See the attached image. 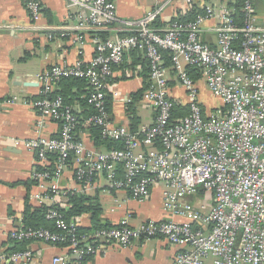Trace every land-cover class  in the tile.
I'll return each instance as SVG.
<instances>
[{"label": "built area", "instance_id": "obj_1", "mask_svg": "<svg viewBox=\"0 0 264 264\" xmlns=\"http://www.w3.org/2000/svg\"><path fill=\"white\" fill-rule=\"evenodd\" d=\"M77 9L78 28L94 32L96 55L90 63L55 64L36 76L43 84L42 98L31 103L45 119L60 123V136L38 135L14 140V144L38 154L48 165L56 153L55 171L37 175L43 180L58 177L71 158L78 166L83 190L104 174L111 188L125 190L139 201L150 198L155 183L165 185V219L150 218L132 227L103 228L92 234L75 235L59 209L50 207L47 218L56 230L26 228L12 230L11 239L68 242L67 254L52 258V264H85L87 257L116 243L126 247L134 240L164 236L182 247L173 264H264V0H244L243 20H237L228 4L204 6L194 20H172L166 26L156 21L168 0L136 19H123L114 0H65ZM33 20L42 16L41 0H25ZM188 5L193 0H185ZM218 17L217 44L202 37L210 17ZM111 32L102 38L100 32ZM84 36H81V39ZM130 50L141 51L149 61V85L142 102L155 112L154 122L134 132L110 119L108 100L118 99L113 77ZM164 51L170 53L167 65ZM196 69L208 91L223 104L205 108L200 87L190 72ZM175 75L186 101L173 96L170 80ZM64 78H80L88 84V103L94 108L88 120L101 128L103 138L120 140L123 148L98 149L75 133L77 116L61 96L52 95ZM130 101L129 98L126 100ZM29 102V101H27ZM187 105L190 113L180 116L176 106ZM53 186V192L57 191ZM209 197L199 204L191 196L200 192ZM178 218V219H177ZM68 234L71 235L68 238ZM31 250L2 253L0 264L32 260Z\"/></svg>", "mask_w": 264, "mask_h": 264}, {"label": "crops", "instance_id": "obj_2", "mask_svg": "<svg viewBox=\"0 0 264 264\" xmlns=\"http://www.w3.org/2000/svg\"><path fill=\"white\" fill-rule=\"evenodd\" d=\"M41 1L42 16L39 20H33L25 0H0V255L15 247L9 234L23 225L27 205H58L67 209L71 207L70 192L96 197L102 207L101 220L113 226H121L126 220L130 226L135 227L150 218L165 219L168 216L163 210L165 185L162 182L152 186L150 198L145 201L134 199L128 191L111 188L104 174L96 176L94 185L85 191L83 183L78 179V166L72 158L60 176L43 180L37 174L47 168L55 171L57 159L43 165L35 151L14 144L16 139L26 140L41 134L60 136L61 126L58 121L47 118L44 126L39 125L42 116L31 103L43 97V84L37 82L36 76L55 64L73 65L80 60L90 63L96 55L95 44L90 41L94 32L78 28L80 20L76 8L69 6L65 0ZM114 1L121 18L136 19L168 0ZM193 1L192 5H188L185 0H171L159 15L157 25L166 26L172 20L180 19V16L189 15L193 9L201 8L199 14L204 12V6L231 5L236 0ZM217 23L218 17H210L202 27V37L211 45L217 44L216 32L212 29ZM110 35L111 32H100L102 38ZM81 36L84 37L81 39ZM125 57L123 66L120 67V64L116 68L113 77L121 97L109 99L108 110L114 124L130 128L136 125L134 132H140L143 126L152 124L155 119L154 110L142 102L144 91L149 85V61L141 51L132 57L129 54ZM197 84L201 93L208 91L202 79L197 80ZM170 86L175 98L186 101L183 99L186 98L184 89L173 72ZM141 90L143 93L140 98L132 103L134 94ZM81 97L87 100L83 104L76 99L73 109L74 113L76 111L85 118L88 107L92 111L94 108L88 103L87 92ZM127 98L130 101L127 102ZM201 101L205 108L218 107ZM75 133L88 145L98 148L93 144L90 130L83 123ZM53 186L57 187V191H52ZM190 199L196 204H199L200 199L212 203L211 198L205 197L202 191ZM75 221L82 227L91 228L92 213H83ZM182 249L164 236L147 241L134 240L126 247L112 243L106 250L87 257L85 264H173L177 252ZM26 250L32 251V260H20L15 264H52L54 256L68 253L66 247L40 240L29 242ZM71 263L73 259L69 261ZM208 264H213L212 260Z\"/></svg>", "mask_w": 264, "mask_h": 264}, {"label": "trees", "instance_id": "obj_3", "mask_svg": "<svg viewBox=\"0 0 264 264\" xmlns=\"http://www.w3.org/2000/svg\"><path fill=\"white\" fill-rule=\"evenodd\" d=\"M244 0H236L233 4L230 6L234 8L233 15L237 20H243L244 13L242 11ZM201 11V8L193 9L191 13L187 16H180L179 20L188 19L184 21L193 20L198 15V12ZM157 25V23H156ZM158 26V25H157ZM166 55L167 65H171V59H170V53L168 51H164ZM132 57L137 54V50H130L127 52ZM126 59V57H125ZM147 60V59H146ZM119 66V65H118ZM120 65V67H122ZM118 68V67H117ZM190 72H192V76L195 80H199L201 78L200 72L196 69H190ZM147 77H149V70L147 73ZM88 84L85 80L80 78H64L60 82L57 83V90H54L53 94L54 96H61L65 103L70 104L73 107V104L76 99L80 100L83 104L85 103V100L87 98H82L81 95H83L84 92H87L88 95ZM75 89V92L74 90ZM143 90L137 92L134 94V100L132 103L136 102L140 96L142 95ZM74 111V109H73ZM95 111H92V108L89 106L87 111L85 112V118H82L81 115H79L76 111L75 114H77V121L75 124V130L78 131L80 126H82V123L84 124V127L88 128L91 132V138L93 140V144L101 149H112V148H123L124 143L120 140H112V139H106L103 138L101 135V128L99 126L93 125L89 122L88 118L94 114ZM176 112L180 116H185L190 113V109L187 105L183 106H176ZM79 115V116H78ZM131 129L134 131L136 129V125H133ZM57 154L53 153L50 155V159L56 160ZM47 168V167H46ZM48 170V168H47ZM70 202L71 207L65 209L55 206L54 208L59 209L63 214L65 215V219L68 223L73 224L75 223V235L81 236L83 234H92L96 230L103 229V228H111L116 227L111 225L110 222L103 221L100 218V214L102 211L101 204L99 200L94 196H89L86 194L78 193V192H70ZM50 207L48 206H31L27 205V208L24 212V219H23V226L26 228H50L52 230H56L55 222L49 218H47V212ZM91 212L92 213V220L93 225L91 228L82 227L77 224L75 221V218L83 213ZM71 235L68 234V238H70ZM15 247L12 250H7L6 253H15L20 252L28 249L29 242L33 240H22L17 241L14 239H11ZM57 245H60L62 247H66L68 245V242L65 243H57ZM87 259V258H86ZM86 261V260H85ZM73 264V263H71Z\"/></svg>", "mask_w": 264, "mask_h": 264}, {"label": "rangeland", "instance_id": "obj_4", "mask_svg": "<svg viewBox=\"0 0 264 264\" xmlns=\"http://www.w3.org/2000/svg\"><path fill=\"white\" fill-rule=\"evenodd\" d=\"M200 98L209 106H219L223 104L222 99L212 94L210 91H202ZM183 99L186 100L185 97Z\"/></svg>", "mask_w": 264, "mask_h": 264}, {"label": "water", "instance_id": "obj_5", "mask_svg": "<svg viewBox=\"0 0 264 264\" xmlns=\"http://www.w3.org/2000/svg\"><path fill=\"white\" fill-rule=\"evenodd\" d=\"M110 119H111V117H110Z\"/></svg>", "mask_w": 264, "mask_h": 264}]
</instances>
